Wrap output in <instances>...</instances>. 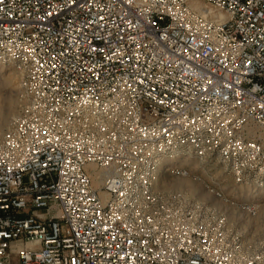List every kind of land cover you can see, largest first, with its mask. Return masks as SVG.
I'll return each mask as SVG.
<instances>
[{"label":"built area","instance_id":"1","mask_svg":"<svg viewBox=\"0 0 264 264\" xmlns=\"http://www.w3.org/2000/svg\"><path fill=\"white\" fill-rule=\"evenodd\" d=\"M0 65V264H264V0H0Z\"/></svg>","mask_w":264,"mask_h":264},{"label":"rangeland","instance_id":"2","mask_svg":"<svg viewBox=\"0 0 264 264\" xmlns=\"http://www.w3.org/2000/svg\"><path fill=\"white\" fill-rule=\"evenodd\" d=\"M20 78L21 76L13 67L0 65V133L5 131L20 114L22 105L18 93ZM165 185L166 187L185 188L192 193L203 194L204 192L197 182L190 179H173ZM240 221L238 229L243 239L252 244L262 240L264 238V198L259 201L256 216L241 217Z\"/></svg>","mask_w":264,"mask_h":264},{"label":"bare ground","instance_id":"3","mask_svg":"<svg viewBox=\"0 0 264 264\" xmlns=\"http://www.w3.org/2000/svg\"><path fill=\"white\" fill-rule=\"evenodd\" d=\"M165 185V184H164ZM168 187H170V186H168ZM180 188V187H179ZM192 193V192H191ZM192 194H196V193H192ZM196 195H198V193L196 194ZM236 220H237V218H236Z\"/></svg>","mask_w":264,"mask_h":264}]
</instances>
